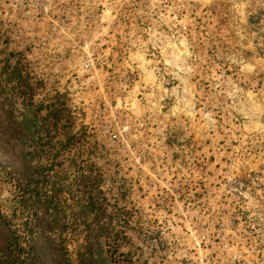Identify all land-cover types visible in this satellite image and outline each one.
Returning <instances> with one entry per match:
<instances>
[{
  "label": "rangeland",
  "instance_id": "obj_1",
  "mask_svg": "<svg viewBox=\"0 0 264 264\" xmlns=\"http://www.w3.org/2000/svg\"><path fill=\"white\" fill-rule=\"evenodd\" d=\"M0 264H264V0H0Z\"/></svg>",
  "mask_w": 264,
  "mask_h": 264
},
{
  "label": "trees",
  "instance_id": "obj_2",
  "mask_svg": "<svg viewBox=\"0 0 264 264\" xmlns=\"http://www.w3.org/2000/svg\"><path fill=\"white\" fill-rule=\"evenodd\" d=\"M24 239H25V237H24ZM14 245H15L14 247L17 248L18 250H22L20 240L14 239Z\"/></svg>",
  "mask_w": 264,
  "mask_h": 264
}]
</instances>
